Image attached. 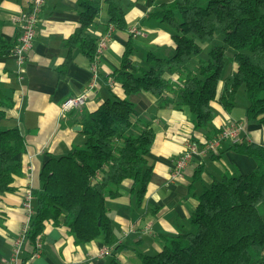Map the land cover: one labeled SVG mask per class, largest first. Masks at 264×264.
I'll return each mask as SVG.
<instances>
[{
	"label": "trees",
	"instance_id": "obj_1",
	"mask_svg": "<svg viewBox=\"0 0 264 264\" xmlns=\"http://www.w3.org/2000/svg\"><path fill=\"white\" fill-rule=\"evenodd\" d=\"M102 2L107 24L117 28H125L126 10L135 4V0H78L79 23L66 44L78 43L90 61L97 38L88 30ZM150 15L171 28L174 53L159 57L149 51L147 66L137 65L130 35L113 72L126 96H108L83 113L81 141L66 153L49 156L41 167V187L33 191L31 241L43 230L45 220L57 223L63 215V222L81 241L100 237L105 245H119L105 198L117 196L121 181L131 178V190L141 204L151 172L147 152L154 138L148 123L133 129L137 110L129 94L143 90L160 95L171 87L178 102L188 105L194 126L206 127L213 118L210 101L229 110L241 85L247 101L245 118L264 122V0L163 1ZM204 43L209 44L206 56L197 57L190 67ZM12 46L0 35V55L11 52ZM226 47L230 53L226 54ZM226 60L234 68L223 75ZM167 71L180 73L174 85ZM5 104L0 100V116ZM211 131L208 138L216 133ZM23 147L18 127H0V193L13 189V177L20 172L16 154ZM228 148L252 157L256 166L212 177L196 195L191 227L163 234L156 251L138 253L137 264H264V145L240 140ZM107 264L120 263L112 259Z\"/></svg>",
	"mask_w": 264,
	"mask_h": 264
},
{
	"label": "crops",
	"instance_id": "obj_2",
	"mask_svg": "<svg viewBox=\"0 0 264 264\" xmlns=\"http://www.w3.org/2000/svg\"><path fill=\"white\" fill-rule=\"evenodd\" d=\"M163 1L171 0H135L126 10L125 28L113 25L105 47L97 56L94 84L81 109L64 110L61 106L66 97L81 93L93 79L90 60L79 44H66L79 23L78 0L44 1L34 41L21 69L11 52L0 55V100L6 102L2 106L0 127H18L24 141L23 149L16 154L20 172L13 177V189L0 193V264L10 256L13 239L27 219L22 206L24 190L29 187L36 192L41 187L39 175L44 161L49 156L68 152L76 141H81L83 113L97 108L108 96H126L113 72L120 66L130 35L134 44L132 57L137 65L147 66L149 51L159 57L174 53L171 28L150 15ZM30 3L31 0H0V35L11 45L22 32V15ZM107 20L106 4L102 2L89 33L98 39L108 28ZM131 27L136 31L130 32ZM233 68L234 63L228 61L223 75ZM165 75L172 85L181 76L178 71H167ZM128 98L137 110L133 129L148 123L154 138L147 152L151 172L141 204L136 203L131 178L121 181L117 196L105 198L119 245L111 246L108 254L99 256L98 249L105 245L102 239L81 241L61 215L57 223L44 221L42 251L38 256H31L32 241H23L17 264H107L112 259L120 264H137L138 253L156 251L163 234L191 227L196 195L212 177L233 170L247 172L256 166L252 157L232 151L228 148L230 141L221 139L214 150L193 156L182 176L170 179L169 172L186 139L201 142L212 129L217 132L223 125L238 120L243 125L238 131L240 140L264 145V122L247 120L245 107L235 113L211 100V123L195 127L188 105L178 102L171 87L160 95L141 90ZM197 181L200 188L196 187ZM32 204L35 208V196Z\"/></svg>",
	"mask_w": 264,
	"mask_h": 264
},
{
	"label": "built area",
	"instance_id": "obj_3",
	"mask_svg": "<svg viewBox=\"0 0 264 264\" xmlns=\"http://www.w3.org/2000/svg\"><path fill=\"white\" fill-rule=\"evenodd\" d=\"M45 0H31L30 6L26 12L22 15V32L17 40V42L12 46L11 53L15 56L17 64L21 69V65L26 59V53L31 48L34 41L37 29V22L39 15L42 11L43 3ZM113 24H109L106 31L97 39V47L95 51V57L90 61V67L92 70L93 79L90 80L88 87L79 94L66 97L62 102V109H81L88 98V90L94 84V77L97 73V56L102 52L106 45V40L111 35ZM130 32L136 31L134 27L129 29ZM243 128L242 122L235 120L228 124L223 125L219 130L210 138H206L199 142L193 138H188L185 140L181 151L175 160V165L173 169L169 172L170 179H176L183 175V170L186 168L188 163L192 160V157L207 150H214L221 139H228L230 143L240 141L238 136V131ZM34 194L31 188H26L23 192L22 206L27 213V219L22 225L20 231L15 236L12 242L11 254L7 259L3 260V264H17L18 255L22 248L24 240L29 239L28 230L30 227V221L35 213L34 205L32 204ZM42 233H38L33 243V249L31 251V256H38L42 251ZM111 250V246L103 245L98 249V255L104 256L108 254Z\"/></svg>",
	"mask_w": 264,
	"mask_h": 264
},
{
	"label": "rangeland",
	"instance_id": "obj_4",
	"mask_svg": "<svg viewBox=\"0 0 264 264\" xmlns=\"http://www.w3.org/2000/svg\"><path fill=\"white\" fill-rule=\"evenodd\" d=\"M219 37H220V35H217L215 38H219ZM208 47H209V44L204 43L199 54L192 56V60L189 63L190 67L196 64L197 57L204 58L206 56V51H207ZM230 51H231V48L226 47V51H225L226 54L229 53ZM227 61L228 60H226V62H225L223 73L227 71V68H228V62ZM234 101H235V105L231 108V110L234 111L235 113L238 112L239 110L243 109L246 106L247 101L245 98L243 87L241 85H239L235 91ZM196 187L200 188L198 181H197Z\"/></svg>",
	"mask_w": 264,
	"mask_h": 264
},
{
	"label": "water",
	"instance_id": "obj_5",
	"mask_svg": "<svg viewBox=\"0 0 264 264\" xmlns=\"http://www.w3.org/2000/svg\"><path fill=\"white\" fill-rule=\"evenodd\" d=\"M76 128H80V125H76Z\"/></svg>",
	"mask_w": 264,
	"mask_h": 264
}]
</instances>
